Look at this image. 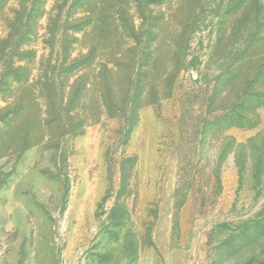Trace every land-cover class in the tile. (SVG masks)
Returning a JSON list of instances; mask_svg holds the SVG:
<instances>
[{"label":"rangeland","instance_id":"1","mask_svg":"<svg viewBox=\"0 0 264 264\" xmlns=\"http://www.w3.org/2000/svg\"><path fill=\"white\" fill-rule=\"evenodd\" d=\"M0 264H264V0H0Z\"/></svg>","mask_w":264,"mask_h":264}]
</instances>
